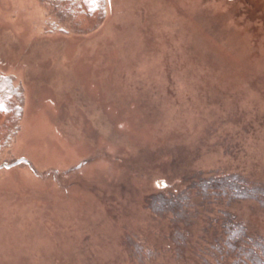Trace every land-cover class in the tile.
I'll return each instance as SVG.
<instances>
[{"label":"rangeland","instance_id":"obj_1","mask_svg":"<svg viewBox=\"0 0 264 264\" xmlns=\"http://www.w3.org/2000/svg\"><path fill=\"white\" fill-rule=\"evenodd\" d=\"M247 1L106 0L83 33L48 0H0L23 110L0 142V264H192L158 203L200 178L246 179L231 211L264 239V17Z\"/></svg>","mask_w":264,"mask_h":264},{"label":"trees","instance_id":"obj_2","mask_svg":"<svg viewBox=\"0 0 264 264\" xmlns=\"http://www.w3.org/2000/svg\"><path fill=\"white\" fill-rule=\"evenodd\" d=\"M74 31L91 33L106 18V0H48ZM21 92L10 76L0 77V142L8 145L10 134L22 116ZM16 122V123H15ZM8 133V134H7ZM201 179V180H200ZM183 192L158 203L163 216L186 234L187 260L192 264H264V239L252 232L231 211L244 197L247 180L236 177L200 178ZM244 186V187H243ZM200 229L198 237L196 234ZM198 234V233H197Z\"/></svg>","mask_w":264,"mask_h":264},{"label":"flooded vegetation","instance_id":"obj_3","mask_svg":"<svg viewBox=\"0 0 264 264\" xmlns=\"http://www.w3.org/2000/svg\"><path fill=\"white\" fill-rule=\"evenodd\" d=\"M244 1V2H242ZM230 2H232V6L234 7H239V8H244V9H247V8H250V5H249V1L247 0H230ZM258 14H260L262 17H264V0H259L258 2Z\"/></svg>","mask_w":264,"mask_h":264}]
</instances>
